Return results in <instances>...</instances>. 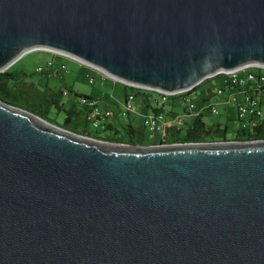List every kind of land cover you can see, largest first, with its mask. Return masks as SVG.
<instances>
[{
    "label": "water",
    "instance_id": "1",
    "mask_svg": "<svg viewBox=\"0 0 264 264\" xmlns=\"http://www.w3.org/2000/svg\"><path fill=\"white\" fill-rule=\"evenodd\" d=\"M33 49L165 93L264 66V0H0ZM0 264H264V138L134 144L0 98Z\"/></svg>",
    "mask_w": 264,
    "mask_h": 264
},
{
    "label": "rangeland",
    "instance_id": "2",
    "mask_svg": "<svg viewBox=\"0 0 264 264\" xmlns=\"http://www.w3.org/2000/svg\"><path fill=\"white\" fill-rule=\"evenodd\" d=\"M51 55L52 53L49 50L33 49L22 54L15 61H13L6 69L11 72L24 71L26 73H32V79L37 81L40 77H38L35 72L37 64L43 63L47 58L51 57ZM55 58H58V56H56ZM62 60L67 64V67L65 70H60L58 74H50L47 76V81L50 86H52L53 88H59L64 86L71 89L72 91L76 90L83 93H92V98L96 97V99H98L100 107H107L108 105V107H111L114 111H116V109H118L119 107H122L120 103L117 104L115 103V101L121 102V99H123L125 93L129 89L125 87L120 81L114 80L111 77L102 76L101 73L97 72L95 69L80 64L79 62L71 60L67 57L63 58ZM89 76H92L94 78V81L92 83L89 82ZM208 82L211 83L210 86L212 88L210 90L209 96L205 95L204 97L203 95L199 94V97L198 99H195V102L198 106H207V115L205 116L206 120L212 122L216 119L224 124L225 122H227L225 106L227 104L230 105V103L227 102L229 92L222 76L215 77L205 83H201V85L197 86V88L193 90V94L203 91L201 89H205ZM219 86L224 88V91L219 92ZM70 95L73 94L71 93ZM69 96H64L65 102H67ZM75 98H77V101H75L74 103L79 109L83 110L84 106L81 102L78 101L79 97L76 96ZM109 99H111L110 102ZM140 99L141 98L139 95L134 97L132 101L133 109L130 110L128 113L133 125H135L136 127L142 125L143 112L139 111V116L137 117L134 114L135 103ZM211 102L219 103L218 107L220 113L218 115L212 116L208 113V105ZM67 104H69V102H67L66 105ZM164 107L168 109L172 108L174 111L179 112L184 119H190L192 117V112L190 114L183 113L185 104L180 98H169L167 101H165ZM232 110L233 111L230 115L231 118H229L228 121L227 138H234L237 133V130H240V134L242 135V126L237 118V108L233 107ZM48 113L50 117L55 118L58 122H61L63 120V110H57L55 107H52L49 109ZM81 115L82 118L78 121L73 122L74 126H72L73 128L75 127V129L79 131H82L84 129L88 134L91 135H98L100 137H113L121 141H124L129 137L128 132L124 127V123H126L129 119L128 115H120L121 120L117 122L116 131L115 129H101L100 127H96L90 120L87 119L85 109L83 113H81ZM250 130L254 131V128L252 126L247 128L246 134H248V132H251ZM143 134L144 141L146 142V144H149V141H159L160 135L152 134L148 129L144 128Z\"/></svg>",
    "mask_w": 264,
    "mask_h": 264
},
{
    "label": "trees",
    "instance_id": "3",
    "mask_svg": "<svg viewBox=\"0 0 264 264\" xmlns=\"http://www.w3.org/2000/svg\"><path fill=\"white\" fill-rule=\"evenodd\" d=\"M261 69L262 68H255L256 71H260ZM35 72L38 77L40 76L37 81L32 79V73H26L24 71L11 72L8 69L0 71V98L10 104L29 110L47 121L73 132L90 135L99 139L121 141L113 137L91 135L84 129L79 131L75 129V127L73 128V122L80 120L82 118L81 113H83L84 109L85 111H87V109L83 104V110L79 109L75 103H69L66 105L67 102H65L62 90H67L69 93L66 96H69L71 93L80 98H89V96L86 94H78L77 92H73L71 89L64 86L53 88L48 84L47 76L54 73L49 71L37 72L36 70ZM222 75V73H219L216 76L210 78L208 77L196 84L194 87L190 88V91L195 90L197 86L201 85V83H205L215 77H221ZM125 87L128 88V86ZM128 89H131L136 96L139 95L143 103L147 107L149 106L148 92L134 87ZM52 107H55L57 110L64 111L63 120L61 122H58L55 118L50 117L48 112ZM157 109L158 108L156 107H152L153 111ZM170 114L174 115L175 111L171 110ZM206 115L207 113L205 112L194 113L190 119H182L181 122L166 127L159 134L160 137L158 142L231 139L227 138L229 118H227V122L223 124L221 121L216 119L212 122L206 120ZM124 127L129 135V137L124 141L134 144H146L144 141L143 125L136 127L133 123L127 121L124 123ZM252 127L254 128V131L250 130L251 132H248V134H246V129H242V135L240 134V130H237L234 138H264V119L259 120L258 124L254 126L252 125ZM100 128L115 129L116 131V125L112 124V122H107ZM148 143L155 142L149 141Z\"/></svg>",
    "mask_w": 264,
    "mask_h": 264
},
{
    "label": "built area",
    "instance_id": "4",
    "mask_svg": "<svg viewBox=\"0 0 264 264\" xmlns=\"http://www.w3.org/2000/svg\"><path fill=\"white\" fill-rule=\"evenodd\" d=\"M51 53V57L47 58L43 63L37 64L35 68L37 72L49 71L51 73L58 74L60 70L66 69L67 64L62 59L67 57L71 60L79 62L80 64L95 69L97 72L101 73L102 76L110 77L107 73L101 71L100 69L87 65L74 57L56 51H51ZM56 56L60 57L61 59L56 60ZM254 67L262 69L260 71H256ZM220 73L223 74L222 78L229 92L227 102L230 103L231 107L233 106L237 108V118L242 126V129L244 130L251 127L252 125L254 126L258 124L259 120L264 119V66L248 65L233 71H225ZM113 79L117 80L115 78ZM93 81L94 78L89 76V82L92 83ZM120 82L124 86H128V88H140L148 92V105L151 108H158L157 110H151L142 116L143 127L148 129L152 134H160L166 127L177 124L181 122L182 119H184L179 112L175 111V114L171 115L170 111L173 109L164 107L165 101L171 97H177L183 101L185 104L183 111L184 114H190L191 112L192 114L200 112L207 113V106H198L195 102V99L198 98L195 96V94H193V91H190V89L177 91L174 93H165L157 89L136 86L123 81ZM210 85L211 83L208 82L205 88L208 96L210 90L212 89ZM223 89L224 88L219 86V92L224 91ZM62 93L64 96L69 94L67 90L64 89L62 90ZM135 96V93L131 89L125 93L121 105L122 107L119 112L120 115H128L129 111L133 109L132 101ZM79 99L87 109V119L90 120L96 127H101L107 122H110L109 119L113 115L111 108H101L98 103V99L96 98L79 97ZM218 104V102L209 103L208 113L210 115L215 116L220 113Z\"/></svg>",
    "mask_w": 264,
    "mask_h": 264
},
{
    "label": "crops",
    "instance_id": "5",
    "mask_svg": "<svg viewBox=\"0 0 264 264\" xmlns=\"http://www.w3.org/2000/svg\"><path fill=\"white\" fill-rule=\"evenodd\" d=\"M60 59H61L60 57L56 58V60H60ZM201 90H203V91H200V92L197 91L198 93L195 94V96L197 98L199 97V94L203 95L204 97H205V95H207L206 89H201ZM73 92H77L78 94H86L89 97H92V93H83V92H79V91H76V90H73ZM75 97H76L75 95H70L69 98H68V100H67V102L74 103L75 101H77L76 100L77 98H75ZM78 101L80 102V99ZM110 101H111V99H109V102ZM122 102H123V99H121V102L115 101V103H117V104L120 103L121 105H122ZM107 107H108V105H107ZM101 108H106V107L102 106ZM109 108H111V107H109ZM120 109H121V107H119L118 109H116V111H114L112 109L113 115H112V117L109 120L114 125H117V122L121 120L120 114H119ZM134 109H135V113L134 114H135L136 117L139 116V111H142L143 112V114H142V116H143L144 114H146V113H148V112H150L152 110V108L150 106L147 107L143 103V101L141 99L135 103ZM232 111H233L232 110V107L227 104L225 106V114H226L227 118H231L230 115H231ZM128 117H129V115H128ZM128 121H130L132 123V120L130 119V117H129Z\"/></svg>",
    "mask_w": 264,
    "mask_h": 264
}]
</instances>
